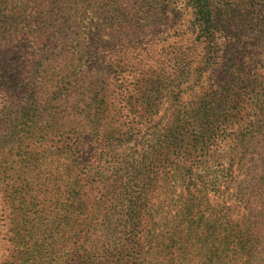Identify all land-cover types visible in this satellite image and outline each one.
Masks as SVG:
<instances>
[{
  "label": "rangeland",
  "instance_id": "rangeland-1",
  "mask_svg": "<svg viewBox=\"0 0 264 264\" xmlns=\"http://www.w3.org/2000/svg\"><path fill=\"white\" fill-rule=\"evenodd\" d=\"M209 2L228 12L215 40L227 59L191 90L202 0H0V264H264V184L241 170L210 184L240 126L259 120L264 138V0ZM231 75L255 105L233 140L203 151L167 130L190 91Z\"/></svg>",
  "mask_w": 264,
  "mask_h": 264
},
{
  "label": "trees",
  "instance_id": "trees-1",
  "mask_svg": "<svg viewBox=\"0 0 264 264\" xmlns=\"http://www.w3.org/2000/svg\"><path fill=\"white\" fill-rule=\"evenodd\" d=\"M195 1L200 2V0ZM227 15L228 12L219 13L216 17L209 0H202L201 8H197L196 11L193 12L191 21L193 30H197V32L201 34L204 33V35H202L203 39L201 40V45L206 43L205 48L208 50L206 55L202 56L200 62L193 69L192 85H190L191 90L193 83H200L201 77L205 72L210 71L220 60L227 59L225 56L220 55L218 51V42L215 41L219 29L216 20H220L222 23ZM241 18L242 17L239 16L236 21L237 28H235V31L247 33L248 28L243 27V20ZM239 25H242V27L239 28ZM201 51H204V47H201ZM223 53L227 54L229 50H224ZM180 72V80H189L191 74L188 69H181ZM239 79L237 75H231L226 79L219 80L218 83H221V85L218 87V90L210 92L209 94H207V92L196 94L190 91V95L195 99V102L180 101L178 105H176L177 108L173 112L172 122L167 130L172 129L180 136H186L195 140V143L201 150L203 149V151H210L214 148L221 136H225L229 141L233 140L230 137L232 134L229 131L231 120L239 117L244 107H255L254 104L246 105L248 99L246 96L253 92V88L249 89L250 92L246 90L250 82L249 78L246 76L241 82H238ZM158 81L157 79L156 82ZM174 98L178 100L179 96L176 95ZM155 99L156 98L152 99L153 102ZM221 100L227 102L222 104ZM208 101L212 102L209 103ZM240 127L239 139L234 145L232 144L233 146L230 145L226 151V155L229 156L228 158L230 160L228 168L218 175L214 174L210 179V184L213 188L219 189L223 183L234 181V177H236L240 170L244 173L246 181H255L264 184V168L262 173L254 172V174H251V171L248 169L252 168L257 160L255 157L247 158V154L250 153V150H253L256 155L262 157L264 162V138L259 136L261 135L263 125H260V121L256 120V122H248L245 126ZM172 139H175V137ZM158 140L159 139L156 140L158 143L155 146L159 147V149L162 144H169V140L166 139L165 136H162V140ZM252 142L254 143L253 146L250 145ZM154 161L157 163V158ZM167 163L168 165L170 164V162ZM244 166H248L247 169H243ZM155 169L156 167L154 164V170ZM176 181H178V178H176ZM199 182L204 185L207 183V180L200 176ZM157 189L158 188L154 186L149 192L157 191ZM144 190L145 188H136V191L132 193L137 192L135 197L147 198V194H143ZM189 212L190 210H186L185 212L187 219L191 222L195 221ZM234 233L235 232H227L226 236H231V234Z\"/></svg>",
  "mask_w": 264,
  "mask_h": 264
}]
</instances>
